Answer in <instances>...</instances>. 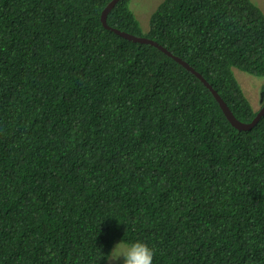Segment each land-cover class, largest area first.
I'll return each instance as SVG.
<instances>
[{
  "label": "trees",
  "instance_id": "16d2710c",
  "mask_svg": "<svg viewBox=\"0 0 264 264\" xmlns=\"http://www.w3.org/2000/svg\"><path fill=\"white\" fill-rule=\"evenodd\" d=\"M109 1L0 0V264H106L136 240L153 264H264V114L232 126L173 58L102 25ZM132 1L108 24L251 122L264 82L254 109L232 67L264 76V10L164 0L144 32Z\"/></svg>",
  "mask_w": 264,
  "mask_h": 264
},
{
  "label": "clouds",
  "instance_id": "9594fccd",
  "mask_svg": "<svg viewBox=\"0 0 264 264\" xmlns=\"http://www.w3.org/2000/svg\"><path fill=\"white\" fill-rule=\"evenodd\" d=\"M111 1V0H110ZM109 1V2H110ZM119 1V0H118ZM117 1V2H118ZM164 1V0H163ZM252 1V0H251ZM108 2V3H109ZM116 2V3H117ZM162 2V1H161ZM160 2V3H161ZM253 2V1H252ZM108 3L106 4V6L108 5ZM115 3V4H116ZM254 3V2H253ZM255 4V3H254ZM256 5V4H255ZM105 6V7H106ZM115 6V5H114ZM113 6V7H114ZM158 6V5H157ZM257 6V5H256ZM105 7L101 10V12L99 11V14H98V19H100V21L102 22V13H103V10L105 9ZM112 7V9H113ZM258 8H260L259 6H257ZM111 9V10H112ZM127 10V8H125ZM132 13L134 14L135 16V19L136 21L138 22V24H140V20L139 18L137 17V15L135 14V12L133 11V9L131 8V3H130V8H129ZM110 10V12H111ZM109 12V13H110ZM108 13V14H109ZM108 14H107V17H106V23L107 25L108 24V21H107V18H108ZM119 24L120 26H111L109 25L110 27L114 28V30H112V32H114L115 34L121 36V37H124L123 35H121L120 33L118 32H121V33H125V34H129V35H134L128 31H125L124 27H123V24H120V23H117ZM103 25V23H102ZM141 25V24H140ZM104 26V25H103ZM105 27V26H104ZM142 27V26H141ZM106 28V27H105ZM108 29V28H107ZM143 29V28H142ZM144 31V30H143ZM147 32V31H146ZM134 36H137V35H134ZM137 37H146V36H137ZM125 39L129 40V41H133L131 39H128L126 37H124ZM149 38V37H147ZM151 39V38H149ZM153 40V39H151ZM155 41V40H153ZM133 42H136L137 41H133ZM157 42V41H155ZM140 43V42H138ZM158 43V42H157ZM141 44H149V43H141ZM159 44V43H158ZM151 45V44H149ZM161 45L162 47L166 48L165 46H163L162 44H159ZM154 46V45H152ZM156 48H158L159 50H161L159 47L157 46H154ZM167 49V48H166ZM168 50V49H167ZM163 53L167 54L166 52H164L163 50H161ZM170 51V50H168ZM171 52V51H170ZM172 53V52H171ZM173 55H175L174 53H172ZM168 55V54H167ZM140 55H136V53L134 54V57H133V60L137 59ZM170 56V55H168ZM179 58H181L183 61H185L186 63H188L197 73L201 74V76L206 80V78L204 77V75L199 72L198 70H196V68H194V66L192 64H190L188 61H186L185 59H183L182 57L178 56V55H175ZM171 58H173L176 62H178L185 70L189 71L191 74H193L194 76H196L201 82L202 80L194 73L192 72L191 70H189L188 68H186L183 64H181L179 61H177L173 56H170ZM139 58H142V57H139ZM138 58V59H139ZM234 68H237V67H232V70L234 71V75L237 79V76L235 74V69ZM239 69V68H237ZM241 70V69H239ZM243 71V70H241ZM246 72V71H245ZM249 73V72H248ZM254 75V74H253ZM207 81V80H206ZM239 85L241 84L239 79H237ZM208 84H210L208 81H207ZM204 84V83H203ZM206 87H208L206 84H204ZM211 85V84H210ZM212 86V85H211ZM262 86V85H261ZM209 88V87H208ZM213 88V86H212ZM214 89V88H213ZM209 90L211 91V93L213 94L212 90L209 88ZM215 90V89H214ZM218 93V92H217ZM261 93H262V89H261ZM263 94V93H262ZM214 95V94H213ZM219 95V94H218ZM220 96V95H219ZM215 97V96H214ZM221 97V96H220ZM222 98V97H221ZM224 101V100H223ZM225 102V101H224ZM226 103V102H225ZM227 105V104H226ZM228 106V105H227ZM262 107V106H261ZM260 107V108H261ZM259 108V109H260ZM258 109V110H259ZM231 110V109H230ZM233 113V112H232ZM233 126V125H232ZM154 255H155V250L150 247L146 242H143V241H140V240H136L134 242H131V243H124L123 241H120L118 242L114 247L113 249L111 250L110 253H108V255L106 256V259L108 260L109 264H115V262L117 261H120L122 259V264H153V258H154Z\"/></svg>",
  "mask_w": 264,
  "mask_h": 264
},
{
  "label": "rangeland",
  "instance_id": "374dc122",
  "mask_svg": "<svg viewBox=\"0 0 264 264\" xmlns=\"http://www.w3.org/2000/svg\"><path fill=\"white\" fill-rule=\"evenodd\" d=\"M163 0H133L131 2V8L140 20V24L146 32L150 26V15L157 5ZM257 6L264 10V0H252ZM235 74L240 81V86L250 101L254 109H258L263 101L261 93V85L264 82V76H256L251 73L241 71L237 68ZM106 264H109L107 262ZM115 264H122V259L115 262Z\"/></svg>",
  "mask_w": 264,
  "mask_h": 264
},
{
  "label": "water",
  "instance_id": "95a60500",
  "mask_svg": "<svg viewBox=\"0 0 264 264\" xmlns=\"http://www.w3.org/2000/svg\"><path fill=\"white\" fill-rule=\"evenodd\" d=\"M118 0H111L108 5L105 7V9L103 10L102 13V23L103 25L110 29V30H114V28L110 27L109 25H107L106 23V17L107 14L110 12V10L112 9V7L115 5V3ZM121 35H123L124 37L131 39L133 41H137L140 43H149L151 45L157 46L159 47L161 50H163L164 52H166L168 55L173 56L177 61H179L181 64H183L186 68H188L189 70H191L192 72H194L201 80L204 84H206L213 92L216 100L218 101V103L220 104L221 109L224 112L225 117L227 118V120L238 130H247L249 128H251L252 126H254L258 120L261 118V116L264 114V103L262 105V107L258 110L256 116L252 119L251 122H242L239 119H237L235 117V115L232 113V111L230 110V108L226 105V103L223 101V99L218 95L217 91L214 90L212 88V86L210 84L207 83V81L201 76V74L197 73L188 63H186L185 61H183L181 58L173 55L170 51H168L166 48L162 47L161 45H159L157 42L147 38V37H137L134 35H129V34H125V33H121L118 32Z\"/></svg>",
  "mask_w": 264,
  "mask_h": 264
}]
</instances>
